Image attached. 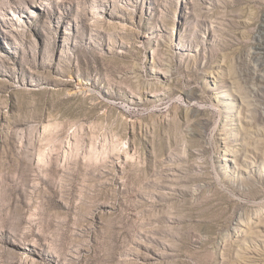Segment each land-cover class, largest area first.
I'll list each match as a JSON object with an SVG mask.
<instances>
[{
    "label": "rangeland",
    "instance_id": "obj_1",
    "mask_svg": "<svg viewBox=\"0 0 264 264\" xmlns=\"http://www.w3.org/2000/svg\"><path fill=\"white\" fill-rule=\"evenodd\" d=\"M264 0H0V264H264Z\"/></svg>",
    "mask_w": 264,
    "mask_h": 264
},
{
    "label": "bare ground",
    "instance_id": "obj_2",
    "mask_svg": "<svg viewBox=\"0 0 264 264\" xmlns=\"http://www.w3.org/2000/svg\"><path fill=\"white\" fill-rule=\"evenodd\" d=\"M262 86L264 87V85L262 84Z\"/></svg>",
    "mask_w": 264,
    "mask_h": 264
}]
</instances>
